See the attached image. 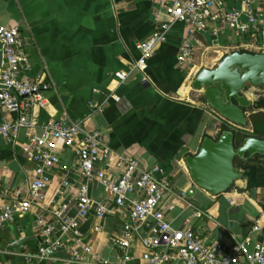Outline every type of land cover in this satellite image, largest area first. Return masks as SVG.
Returning a JSON list of instances; mask_svg holds the SVG:
<instances>
[{"label": "crops", "instance_id": "obj_1", "mask_svg": "<svg viewBox=\"0 0 264 264\" xmlns=\"http://www.w3.org/2000/svg\"><path fill=\"white\" fill-rule=\"evenodd\" d=\"M0 22L20 28L31 59L30 76L47 69L55 84L46 93L45 107L35 109L40 124L52 119L85 123L89 129L101 130L116 153L136 158L144 169L161 167L172 184L161 207L176 228H184L188 221L206 241L220 242L227 248L246 239L251 244L264 242V227L254 230L264 212V155L250 158L256 166L254 187H249L240 168L243 177L217 196L194 182L186 164L188 156L199 152L205 137L218 139L224 126L203 93L192 88L196 74L201 68H215L225 55L238 50L241 42L253 44L249 52H264L263 34L250 38L221 28L216 35L211 26L196 34L193 56L181 64L178 53L186 26L172 21L151 0H0ZM164 23L170 26L167 41L148 61L144 79L133 70L140 57L138 45ZM121 70L130 72L123 84L115 77ZM262 93L248 86L243 94L255 102L247 117L252 111L259 116L255 124L249 117L247 132L264 139L259 122L264 124L263 108L257 105ZM113 94L120 101H115ZM90 102L103 110H93ZM13 119L0 104V123ZM26 141L24 131L15 144L0 137V210L9 200L5 192L25 197L35 178L36 165L23 150ZM56 153L60 166L49 173L44 198L24 215L0 225V264H69V236L53 259L28 260L37 254L43 223L54 222V209L66 204L71 212L78 210L81 175L77 153L63 141L57 142ZM244 161L238 158L236 165ZM108 169L115 177L122 173L115 160L108 163ZM91 196L97 202H108L100 184L93 186ZM129 211V207L114 206L110 215L99 219L92 210L82 222L81 232L90 223L82 234L100 258L109 262L119 259L113 239L129 222ZM196 212L202 214L196 216ZM95 225L99 230L93 229ZM144 251L137 240L134 264H147L141 259Z\"/></svg>", "mask_w": 264, "mask_h": 264}, {"label": "built area", "instance_id": "obj_2", "mask_svg": "<svg viewBox=\"0 0 264 264\" xmlns=\"http://www.w3.org/2000/svg\"><path fill=\"white\" fill-rule=\"evenodd\" d=\"M172 21L186 26V35L179 48L178 61L184 64L194 52L198 32L213 27L214 34L221 28H229L237 36L256 38L264 35V0H151ZM158 16V14H156ZM169 24H162L149 38L139 43L140 57L133 70L146 79L148 61L157 48L167 41ZM253 44L241 42L238 50L250 51ZM31 59L25 39L17 26L0 22V104L10 114L12 122L0 123V137L15 144L22 131L27 141L23 150L36 165L35 178L29 185L28 194L18 192L9 197L0 210V225L13 221L27 213L44 198L50 183L49 173L60 166L56 153L58 141L74 147L79 160L81 181L78 191L76 213L63 204L54 209L52 224L43 223L42 241L37 254L28 260L49 261L65 247L69 236V264H134L135 242L139 240L145 248L141 259L147 264H264V242L251 244L248 239L235 241L230 247L220 242H209L201 237L189 224L176 228L168 220L161 204L166 194L172 191L167 173L159 166L144 169L134 157L116 153L105 141L99 129H89L85 123H65L52 119L40 124L35 109L44 108L46 93L54 88L49 71L45 69L35 77L30 76ZM119 83L128 81L130 72L115 73ZM115 101L120 97L113 94ZM93 110L102 111L103 106L90 102ZM122 168L119 177L108 169V163ZM95 184L104 187L107 203L97 202L91 196ZM66 187L69 182H64ZM185 193L181 195L184 196ZM117 208L129 207V222L116 235L113 243L119 251V259L109 262L97 256L90 244L85 242L81 224L87 221L92 210L102 219ZM201 212H196L200 216ZM264 227V212L256 221L254 230ZM95 231L99 226L95 225Z\"/></svg>", "mask_w": 264, "mask_h": 264}, {"label": "water", "instance_id": "obj_3", "mask_svg": "<svg viewBox=\"0 0 264 264\" xmlns=\"http://www.w3.org/2000/svg\"><path fill=\"white\" fill-rule=\"evenodd\" d=\"M191 86L203 93L209 106L223 120L219 138L205 137L199 152L186 158L194 182L217 196L243 177V171L236 165L238 158L264 155V139L247 132L249 117L254 124L258 121L256 111L247 117L255 102L243 94L248 86L264 90V52L235 50L225 55L215 68H201ZM261 101L264 114V91L257 103ZM89 227L87 222L82 232Z\"/></svg>", "mask_w": 264, "mask_h": 264}, {"label": "trees", "instance_id": "obj_4", "mask_svg": "<svg viewBox=\"0 0 264 264\" xmlns=\"http://www.w3.org/2000/svg\"><path fill=\"white\" fill-rule=\"evenodd\" d=\"M244 51V50H242ZM259 107H263V101L258 103ZM257 156V155H256ZM240 159V158H239ZM253 159H245L244 163L240 164L238 167L242 168L244 170V175L248 178L249 180V187H254L255 186V164H253Z\"/></svg>", "mask_w": 264, "mask_h": 264}, {"label": "rangeland", "instance_id": "obj_5", "mask_svg": "<svg viewBox=\"0 0 264 264\" xmlns=\"http://www.w3.org/2000/svg\"><path fill=\"white\" fill-rule=\"evenodd\" d=\"M256 88H258V89L264 91L263 89H261V88H259V87H256ZM259 122H260V124H261V127L264 128V124L262 125L261 121H259ZM258 125H259V124H258Z\"/></svg>", "mask_w": 264, "mask_h": 264}]
</instances>
